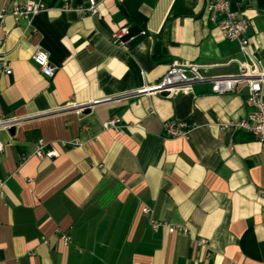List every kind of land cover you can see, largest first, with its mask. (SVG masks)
<instances>
[{"label":"crops","instance_id":"0c3cea01","mask_svg":"<svg viewBox=\"0 0 264 264\" xmlns=\"http://www.w3.org/2000/svg\"><path fill=\"white\" fill-rule=\"evenodd\" d=\"M25 1L0 0V56L12 70L0 71V120H17L13 132L0 127V264H264V142L216 123L246 115V88L129 93L175 62L204 65L207 76L237 71L238 46L208 21V0H96L97 14L77 12L88 0H34L44 9L16 19ZM230 5L250 21L264 70V0ZM123 25L127 47L110 40ZM37 47L52 78L31 59ZM86 103L88 112L74 107ZM114 116L122 133L102 126ZM168 119L193 126L166 137ZM39 138L58 156L34 155Z\"/></svg>","mask_w":264,"mask_h":264},{"label":"built area","instance_id":"2783aa9c","mask_svg":"<svg viewBox=\"0 0 264 264\" xmlns=\"http://www.w3.org/2000/svg\"><path fill=\"white\" fill-rule=\"evenodd\" d=\"M44 9V4L40 1L26 0L13 7L12 14L17 19L23 15L31 18ZM7 12L5 6L0 9V25ZM80 13H98V2L88 0L86 6H80L77 9ZM208 21L218 27L223 36L234 41L239 49L240 57L232 59L236 63L237 71L230 75L207 76L203 72L204 65L196 62L182 61L170 64L166 72L155 82L146 84L142 88L132 90L131 94L144 93L146 95H161L165 97L174 96L178 93H191L195 84L208 81L211 85V91L216 94L231 92L238 87L246 88L244 99L248 110L245 116L224 121L217 119L216 123L222 130L227 128L235 131H243L253 135L256 139L264 142V70L260 66L258 55L249 49V28L250 21L239 11L232 9L230 0H208L206 4ZM145 33L142 31V34ZM133 38L130 34L129 27L123 25L110 33V40L121 47H127ZM33 63L39 71L46 77L54 76L56 67L51 64L49 54L41 47H37L31 54ZM0 71L10 74L11 66L4 56H0ZM166 93V95H163ZM90 103L75 105L78 111L89 107ZM17 120H0V127L10 128L14 126ZM104 129H112L116 132H123V123L119 117H111L102 122ZM193 124L187 120L168 119L163 122V133L166 137H186L190 132ZM63 146H77L81 143L78 140L62 141ZM5 144L0 140V163ZM34 155L38 158H53L58 156L59 152L53 142H46L42 138L36 141ZM27 157L25 155L22 159ZM5 179H0V197L4 195ZM262 194L264 192L260 191ZM142 212L149 216L151 228L156 230L160 222L154 219L151 214L152 210L148 206L142 207ZM168 232L185 233L186 226L182 224L167 225ZM64 241L69 239L68 236L60 234ZM200 242H205L203 239Z\"/></svg>","mask_w":264,"mask_h":264},{"label":"water","instance_id":"95a60500","mask_svg":"<svg viewBox=\"0 0 264 264\" xmlns=\"http://www.w3.org/2000/svg\"><path fill=\"white\" fill-rule=\"evenodd\" d=\"M163 95H166V93H163ZM83 111L88 112V111H89V107H85V108L83 109ZM14 130H15V126H11V127L9 128V131H10V132H13Z\"/></svg>","mask_w":264,"mask_h":264}]
</instances>
